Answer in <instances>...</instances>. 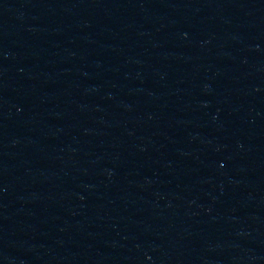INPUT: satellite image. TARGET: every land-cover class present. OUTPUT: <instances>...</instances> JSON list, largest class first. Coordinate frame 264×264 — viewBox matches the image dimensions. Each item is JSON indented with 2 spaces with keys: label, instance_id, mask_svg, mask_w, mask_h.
I'll return each instance as SVG.
<instances>
[{
  "label": "water",
  "instance_id": "obj_1",
  "mask_svg": "<svg viewBox=\"0 0 264 264\" xmlns=\"http://www.w3.org/2000/svg\"><path fill=\"white\" fill-rule=\"evenodd\" d=\"M0 264H264V0H0Z\"/></svg>",
  "mask_w": 264,
  "mask_h": 264
}]
</instances>
